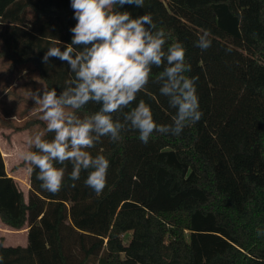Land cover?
Returning a JSON list of instances; mask_svg holds the SVG:
<instances>
[{"label":"trees","instance_id":"1","mask_svg":"<svg viewBox=\"0 0 264 264\" xmlns=\"http://www.w3.org/2000/svg\"><path fill=\"white\" fill-rule=\"evenodd\" d=\"M121 11L150 13L168 43H183L203 116L180 136L154 133L146 145L131 130L115 143L102 138L90 150L110 161L102 194L84 185L86 172L71 181L69 163L58 194L42 190L34 172L25 199L0 153V222L27 227L25 247L0 239L3 264H264V211L248 198L264 190V0H145ZM75 24L70 0H0V57L11 68L32 66L59 93L72 79L67 63L42 57L56 40L70 43ZM202 30L212 40L203 52L194 46ZM161 70L153 68L137 102L170 124L175 110L153 82Z\"/></svg>","mask_w":264,"mask_h":264},{"label":"clouds","instance_id":"2","mask_svg":"<svg viewBox=\"0 0 264 264\" xmlns=\"http://www.w3.org/2000/svg\"><path fill=\"white\" fill-rule=\"evenodd\" d=\"M144 4L145 0H70L76 21L69 29L71 42L56 40L45 51L42 63L48 64L50 58L66 62L72 79L59 93L54 87L27 93L38 106L45 128L28 137V151L22 156L29 175L36 173L42 190L58 194L70 163L71 181H78L86 172L84 185L102 194L110 161L90 151L102 138L115 143L122 140L123 132L131 130L146 145L154 133L178 137L201 120L199 78L187 75L192 66L185 60L183 43H168V33L157 27L150 13L133 18L130 12L121 11L125 5L143 8ZM210 35L202 30L194 46L207 51L212 46ZM154 67L162 70L153 82L159 85V94L167 98L169 108L175 110L170 124L156 123L151 106L143 99L137 102ZM89 103L98 105V110L83 113ZM48 133L51 139L46 138ZM257 235H264V230L258 229ZM3 260L0 255V264Z\"/></svg>","mask_w":264,"mask_h":264},{"label":"crops","instance_id":"3","mask_svg":"<svg viewBox=\"0 0 264 264\" xmlns=\"http://www.w3.org/2000/svg\"><path fill=\"white\" fill-rule=\"evenodd\" d=\"M10 77L14 80H10ZM40 81L41 80L39 79L37 72L33 69L32 66L23 65L11 68L10 61L6 58L0 57V153L2 155L4 167L8 166L14 168L18 166L20 164V161L16 158L15 154L19 150L22 151V147L20 145H27V142H18V137L22 136L21 134L24 132H16L13 134L12 132L10 133V120H15L17 121V123H25L28 120H36V122H38V120H40V122L43 123V121H41L40 119L41 114L37 111L38 106L34 105L33 101L29 99L27 94L29 90L35 91L36 88H45L42 81ZM10 101L13 102L11 105ZM43 124H45V122ZM39 127L40 126L38 124H30L28 127L21 131L26 130L25 132L29 134L30 130H36L35 132H37L39 130ZM5 172L19 185V172H10V170L6 171V169ZM0 227H2L3 229H8L13 235H19V233H22L25 238L27 237L26 226L20 231H13L0 222ZM1 238H4V240H2L4 246L10 244L9 239H6L5 237ZM25 246L26 242L23 243L21 247Z\"/></svg>","mask_w":264,"mask_h":264},{"label":"rangeland","instance_id":"4","mask_svg":"<svg viewBox=\"0 0 264 264\" xmlns=\"http://www.w3.org/2000/svg\"><path fill=\"white\" fill-rule=\"evenodd\" d=\"M1 45L2 44H1V41H0V49H1ZM10 80H14V79H11V77H10ZM12 103L13 102L10 101V105ZM32 122L34 123V122H36V120H28L25 123H23V122L17 123V121H15V120L14 121L10 120V133L12 132V134H13V133H16V132L17 133L24 132V133L21 134L22 136L18 137V139H19L18 142H20V143L27 142L28 137L30 135H34V133L43 131V128H42L41 124H38V122L41 123L40 120H38V122L34 123V124H38L40 126L38 128L39 130L37 132H35L36 130H30L29 134H28L27 132H25L26 130L21 131V130L25 129L24 127L26 125L31 124ZM18 142H17V144H18ZM20 146L22 147V151L19 150L15 154L16 158L19 159L20 164L18 166L14 167V168L5 166V169H6V171L10 170V172L11 171H15L16 173L19 172V175H18L19 176L18 177L19 187L23 191V193L25 195V199H27V193H28V189H29L28 184H27V176L29 175V173L27 171L28 165L25 162L23 163L24 159H23L22 153L28 151V148H27V145H23V146L20 145ZM248 198L252 201L253 206L257 207L258 212L264 211V190L251 191L249 196H248ZM248 198H244V200H243V209L239 213V216L242 217V218L248 216V213H247V210H246V200ZM1 237H5L6 239H9V243L10 244H8L7 246H12V245H15V246H19L20 245V246H22L23 243L26 242V238H25V236L22 233H19V235H13L8 229H5V228L3 229L2 227H0V239L4 240V238H1ZM129 237H130L129 234L124 235L123 242H124L125 245H127L128 241H129ZM15 246H13V247H15ZM258 263H259V260H256V259H253L251 261V264H258Z\"/></svg>","mask_w":264,"mask_h":264}]
</instances>
